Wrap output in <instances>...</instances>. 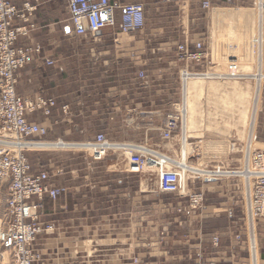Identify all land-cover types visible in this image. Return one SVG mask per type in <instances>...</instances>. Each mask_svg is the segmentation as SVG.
I'll return each instance as SVG.
<instances>
[{
	"label": "crops",
	"instance_id": "0c3cea01",
	"mask_svg": "<svg viewBox=\"0 0 264 264\" xmlns=\"http://www.w3.org/2000/svg\"><path fill=\"white\" fill-rule=\"evenodd\" d=\"M25 1L36 6L33 20L37 28L31 33L30 39L41 44L42 56L54 61V64L47 65L41 61H34L25 66L17 74L16 90L18 94L25 97L42 95L55 100L56 105L50 116L42 117L41 115L40 117L39 112L29 116L31 121L48 128L47 137L51 128L49 119L57 121L55 115L58 113L57 122H59L65 113L63 106L68 107L60 100H63L61 96L69 80L65 74L63 75L65 69L62 64L52 57V52L47 49L50 47H47L46 41L50 42V40H44L45 31L43 29L49 27L48 22L57 18L58 21H54V23L66 20L61 24L63 34L71 36L74 34L66 30L69 13L65 0H13L18 6ZM204 1H208L212 5L214 2L228 3L231 0H116V3L118 6L128 2L143 4L145 28L149 27L151 21L146 12L148 4H151L153 20L156 21L157 26L177 28V33L174 35L158 36L162 37V42L178 41L177 43L187 44L190 47H193L196 42H201L205 49L211 35L212 13L210 7H203ZM55 7L59 8L58 12L55 11ZM120 14L121 9L118 8L117 22L120 21ZM113 31L112 27H106L100 33L90 37L103 40L104 44H110L115 42ZM119 36L118 42L122 40L123 35ZM150 37H155V35L146 37V40H149ZM26 41V38H19L18 43ZM77 53L79 55L78 69L86 68L88 72L86 74L82 72V75L77 74L76 83L79 86H108L106 92H100L101 90L98 88L101 96L106 97L109 110L108 120L110 122H132V131L139 130L141 123L143 127H146L147 119L153 118L151 115H146L150 114V111L144 112L140 104H137L133 109H127L125 101L130 86H148L150 80L145 76L140 77L139 70L131 67V69H122L112 66L114 63H111L110 60L121 55L117 52ZM122 54L127 55V53ZM206 56L205 53V58ZM84 59L91 60V62L87 61V65H83ZM102 60H108L104 61L107 66L103 67L99 74H93L92 69L96 65L102 66ZM201 63L202 65L196 70L202 71L206 68L205 65L203 66V61ZM158 77L160 86H179V80L180 86H182L179 69L164 68L159 71ZM193 78L196 79V77ZM194 83L195 85L199 84L198 81ZM198 102H195L196 109L191 119L192 127L187 138V140H194L191 143L188 142L192 149L191 154L204 156L203 165L206 169L239 167L242 163L241 156L225 158L221 149V151L215 149L217 144L215 146L214 143L226 139V136L222 137L217 132L209 130L208 126L198 127L199 124L208 122L207 116L197 111ZM181 110H183L182 103L180 112ZM160 114H162L161 110H159V115H156L157 122L161 123L157 131H159L160 138L163 139L161 128L164 120L163 115ZM179 135L175 134L172 138L174 147L172 153L173 155L176 153L177 157H180L181 153L180 140L177 138ZM127 139L131 141L125 139L123 142L135 144L137 143L135 141H141L142 137H137L134 132ZM208 139L211 140L208 141ZM69 142V144L72 142L77 144V142L84 141ZM200 143H204V145ZM223 151L224 154L233 155L234 149L231 146L228 148L227 145L225 148L224 144ZM117 154L119 155V153ZM119 157L123 161L118 162L115 158L102 161L106 157L100 161H94L89 157L92 161L68 162L63 165H50V168L35 166L49 172L50 182L54 187L64 189L55 200L45 198L40 210V220L54 226L52 232L39 234L35 242L47 262L52 264H137L140 261L142 264V260H139L144 254L142 246L143 250L147 246L149 230L156 231L157 229V226H149V214L156 212L158 214L156 217L162 218L164 213L171 212L173 224L180 225L181 218L188 219L189 239L194 235L200 236L202 231L204 237L202 249L205 254L209 252L204 264H246L247 251L248 259L251 257L249 254L250 237L253 238L252 249L255 247L254 253L257 257V260L253 259L251 264H264V239H261L264 236V227L260 225L259 219L253 222L251 227L246 221L244 180L229 175H221L209 181L206 179L193 180L187 186L192 192L196 189L202 190L204 199L201 208H191L189 200L179 194L173 195V201L170 204H165L160 198L163 192L156 190L154 184L149 187V179L141 172L142 170L132 172L129 160L125 162V157L121 155ZM188 157V161L195 162L194 159H191V155ZM4 205H6V198ZM198 219L203 220V225L197 229L198 225L195 220ZM191 226L193 227L192 231L190 230ZM236 235L240 236L239 241L236 240ZM214 237L217 238V246H214ZM192 242V250L195 251L197 246L201 247V243L195 240Z\"/></svg>",
	"mask_w": 264,
	"mask_h": 264
},
{
	"label": "rangeland",
	"instance_id": "374dc122",
	"mask_svg": "<svg viewBox=\"0 0 264 264\" xmlns=\"http://www.w3.org/2000/svg\"><path fill=\"white\" fill-rule=\"evenodd\" d=\"M257 6V0H231L228 3L214 2L210 5L212 28L210 38L205 46L207 56L202 60L203 66L205 65L206 68L202 71L196 70L202 65L201 62H184L179 59L178 45L180 43H177L178 41L162 42V37H158L163 34L174 35L177 33V28L157 26L156 21L153 20L154 15L151 4H148L146 9L149 19H151L149 27L145 28V26L142 30L123 33L119 29V22H116L112 26L115 42L113 41L110 44H104L103 40L92 39L90 36L63 34L61 32V24L66 20L54 23V21H58L56 18L52 22H48L49 27L43 29L45 31L44 40H50V42L46 41L47 47H50L47 49H50L52 57L62 64L65 69L63 75L65 74V77L69 80L66 88H64L63 95L61 94L63 100H60L66 103L68 107L65 106V113L60 118L61 121L57 122L59 119L58 113L55 115L57 121H53L52 118L49 119L51 128L47 137L33 139L40 141L63 140L67 142L89 141L96 134H103L112 143L129 144L123 141L125 139L128 140L127 138L135 132L137 137H142L141 141H135L137 142L135 143L136 145L173 160L184 161L190 164L191 167L205 170L206 167L203 165L204 156L191 154L192 149L188 144L194 140H187L188 133L192 127L191 119L196 109L195 102L199 101V104L197 103L199 106L197 111L207 116L208 122L197 125L200 128L208 126L209 130L217 132L222 137L226 136V139H221V141L214 143L215 146L217 144L216 147L222 150L220 151L225 158L235 157L236 155L243 157L241 152L244 153L245 141H247L250 131H253L257 137L253 148L263 149L264 77L259 89L253 129H251L250 125L252 103L254 95H256L255 89H257L256 81L254 80V75L258 69V48L255 42L259 18ZM54 9L57 12L59 10L58 7ZM262 19L264 38V10ZM120 34L123 35L121 43L117 40ZM151 35H155V37H150L149 40H146V37L149 38ZM50 37L51 39H49ZM95 51H113L121 54L117 55L119 56L118 58L110 60L111 63H114L112 66L122 69L131 67L139 70L138 74L140 77L145 76L150 80L148 86H130L125 101L127 109H133L137 104H140L144 112L146 110L150 111V114H145L151 115L153 118L147 119L146 127H143L141 123L139 130L132 131V122H110L107 117L109 110L106 97L101 96V93L98 92V88H100V92H106L108 86H79L76 83L77 74L82 75V72L84 74L88 72L86 68L78 69L79 55L77 52ZM122 53H127V55ZM262 56L261 71L264 75V49ZM87 61L91 62V60L84 59L82 61L83 65H87ZM104 61L108 60H102V66L96 65L91 72L99 74L103 67L107 66ZM52 64H54V61ZM164 68L179 69L182 86H180V80L179 86H160L159 71ZM183 71L188 73L182 76ZM230 74L235 76L229 77ZM193 77H196V79ZM197 81L199 84L195 85L194 82L197 83ZM181 103L183 104V110L180 112ZM122 110H125V108H122ZM159 110L162 111L160 115H163V120L176 114H181L182 116L183 134L181 133L177 136L181 143L180 157H177L176 153L174 155L172 153L174 148L172 139L163 140L158 134L159 131L157 130H159L161 123L157 122L156 115H159ZM38 114L41 117L42 114L40 112ZM210 140L208 139V141ZM72 143V147L32 149L26 151L25 155L33 166H43L45 168H50V165H63L68 162L92 161L85 151L78 148V142L77 144L75 142ZM200 144L204 145V143ZM224 144L225 148L226 145L232 146L234 149L233 155L224 154ZM108 153L109 155L102 161H109V158H115L118 162L123 161L119 157L121 155L125 157V162H128L130 155L135 153V151H119L111 148ZM190 155L195 162H191L192 160L188 161V156ZM241 164L239 167L234 168L219 167L210 170H219L221 172L235 171L240 168ZM145 168L141 172L148 177L149 187L154 184L156 190H158L160 169L154 173L147 174ZM180 170L182 179L185 182V191L179 195L188 200L190 195L199 196L196 208H201L204 199L202 190L196 189L192 192L187 185L190 181L203 179V175L201 172L193 173L182 168ZM173 195L175 194L162 193L160 198L165 204H170L173 201ZM5 198L6 183L0 180V228H4L8 222L4 205ZM156 215H158L156 212L149 214V226H157V229L156 231L149 230L146 250H143L142 246V253L144 254L139 258V260H142V264H204L206 255L209 252L205 254L202 249L204 244L202 231L200 236L192 235L193 237L189 239L188 219L181 218L180 225H177V223L173 224L171 212L164 213L162 218L156 217ZM258 219L261 222L260 225L264 227V216L258 217ZM193 221L192 223H194ZM202 221V219L195 220L198 225L197 229L202 227ZM190 230H193L192 226ZM235 237L237 241L240 240L239 235ZM261 239H264V236ZM194 240L201 243V247L197 246L195 251L191 249L193 248L191 245H193L192 241ZM213 243L215 244L214 246L218 245L217 240ZM253 249L252 251L250 249V255L254 253ZM135 259L137 258L135 257ZM251 262L252 256L248 259L247 251L246 264H251ZM0 264H12L10 252L5 251L1 247ZM137 264H140V261Z\"/></svg>",
	"mask_w": 264,
	"mask_h": 264
},
{
	"label": "built area",
	"instance_id": "2783aa9c",
	"mask_svg": "<svg viewBox=\"0 0 264 264\" xmlns=\"http://www.w3.org/2000/svg\"><path fill=\"white\" fill-rule=\"evenodd\" d=\"M69 13V33L77 36H94L106 27L116 24L117 9H121L119 29L123 33L140 30L145 25V13L140 3L118 6L116 0H65ZM209 8L208 1L203 2ZM35 4L25 1L20 6L13 0H0V180L7 184L6 214L7 225L0 228V247L10 252L12 264H52L35 245L39 234L49 233L53 224L40 220V210L45 198L55 200L63 188L54 187L49 172L35 167L25 155L32 150L31 144L45 137L48 128L31 121L29 116L40 112L50 116L56 105L53 98L37 95L25 97L18 94L16 81L18 72L34 61L47 65L52 60L42 56V46L30 39L37 26L33 20ZM19 38H26L18 43ZM179 59L184 62H202L205 49L201 42L193 47L178 45ZM188 72L183 71V74ZM192 74V73H190ZM235 76L230 74L229 77ZM237 76V75H236ZM65 109V106H63ZM183 134L181 114L166 118L162 124L161 137L172 139L175 134ZM253 131L245 143L242 164L235 171L205 169L203 179L212 180L220 175L241 178L245 182L244 206L246 221L251 227L258 217L264 216V148H253L256 142ZM83 150L94 161L104 159L111 150L109 141L103 134L83 142ZM129 157L132 172H139L147 165L160 169L158 190L163 193L182 194L185 182L181 179L180 164L172 161L164 163L166 156L153 153L139 146ZM167 160V159H165ZM198 197V199H197ZM199 196L190 195L189 205L196 207ZM214 242L217 240L213 238ZM253 238L250 237L251 251ZM255 252V248H254ZM252 256V255H251ZM64 264V263H55Z\"/></svg>",
	"mask_w": 264,
	"mask_h": 264
},
{
	"label": "bare ground",
	"instance_id": "6f19581e",
	"mask_svg": "<svg viewBox=\"0 0 264 264\" xmlns=\"http://www.w3.org/2000/svg\"><path fill=\"white\" fill-rule=\"evenodd\" d=\"M257 4H258L257 9L259 11V13H258V15H259L258 17L259 18H258V27L256 29L257 32H256V37H255L256 38V41L255 42H256V45H257V48H258V53H257L258 69H257V73L255 74L256 76L254 75V78H255L254 80L256 81L257 89H255L256 95H254L255 97H254V100H253V103H252L253 106H252L251 124H250L251 125V129H253V126H254L253 125V121L255 119V114H256V111H257V103H258V97H259L258 95H259V91H260L259 89H260V86L262 85V79L264 77V75H263V73L261 71L262 60H263L262 52H263V49H264V41H263V39H264L263 38V19H262L263 10H264V0H257ZM223 76H225V75L223 74ZM83 144H84L83 142L77 144L78 145V148L83 149ZM72 145H73V143L72 144H69V142H65V141H62V140H57V141H43L42 140V141H39L38 143L31 144L30 146L31 147H35L33 149L36 150V149H47L49 147L65 148V147H72ZM227 146H229V145H227ZM232 146H233V144H232ZM110 147L111 148L118 149L119 151H125V150H127V151H134L139 146L136 145V144H121V143H117L116 144V143H112L111 142L110 143ZM217 148H215V149L217 150ZM218 150L220 151L219 148H218ZM153 153H156V152H153ZM165 159H167V160H165ZM165 159H164L163 162L166 163V164H169L172 161H175L176 163H179L180 164V166H179L180 168L185 169V170H188V171H191L193 173L201 172V174L203 175L204 170L197 169L196 167H191L190 164H188V163H186L184 161H181V160L180 161L173 160L172 158H168V157H166ZM145 167L144 168H145V170H147V174L154 173V172H156L158 170V169H155V167L153 165H149V166L147 165ZM181 179H182V176H181ZM256 258L257 257H255V253H253V255H252V262H253V259H256Z\"/></svg>",
	"mask_w": 264,
	"mask_h": 264
}]
</instances>
